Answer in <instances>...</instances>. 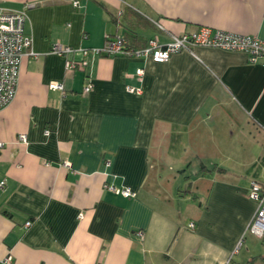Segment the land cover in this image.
<instances>
[{"label":"crops","instance_id":"crops-1","mask_svg":"<svg viewBox=\"0 0 264 264\" xmlns=\"http://www.w3.org/2000/svg\"><path fill=\"white\" fill-rule=\"evenodd\" d=\"M72 1L0 0L33 4L24 30L34 52L0 109V264L232 260L256 209L250 181H264V65L199 45L162 62L94 49L106 36L139 47L200 26L264 41V0ZM240 138L260 147L248 161Z\"/></svg>","mask_w":264,"mask_h":264},{"label":"built area","instance_id":"built-area-1","mask_svg":"<svg viewBox=\"0 0 264 264\" xmlns=\"http://www.w3.org/2000/svg\"><path fill=\"white\" fill-rule=\"evenodd\" d=\"M32 5V3H26L18 10L6 9L0 5V109L6 106L16 93L22 56L34 54L31 50V38L24 30L27 18L26 9ZM72 5L77 6V0H73ZM156 25L159 29H164L158 22H156ZM198 45L227 51H240L246 54L248 61L252 63L260 62L264 65V41L256 35L238 34L208 26H200L197 30L189 33L171 34L169 40L165 43L159 42L157 38H149L146 45L142 47L129 45L123 37L106 36L104 45L101 48H95L94 51L107 56L143 57L162 62L167 60L173 52L182 49L189 50ZM52 51L68 54L74 49L69 46L56 44L52 47ZM84 63L82 62L81 64ZM77 64L78 62L67 61L68 68H75ZM142 75L143 69L138 68L137 76L139 80H141ZM48 87L51 89H62L63 84L60 81H50ZM91 88L92 84L88 83L84 86L83 91L87 92ZM126 88L129 91L140 93L139 88L130 86ZM18 139L25 141V134H18ZM63 165H67V162H64ZM3 184L4 181H0L1 188ZM108 187L126 197L136 195V192L128 186L116 188L108 185ZM248 196L256 202V209L247 226V231L264 240V181L251 180ZM30 224L31 221L28 220L24 223V226L28 227ZM193 225V222L188 224L189 227H193ZM238 249L239 242L236 244L232 254L236 253ZM5 261H8V257L5 258ZM230 262L231 258L226 260L224 264H230Z\"/></svg>","mask_w":264,"mask_h":264},{"label":"rangeland","instance_id":"rangeland-1","mask_svg":"<svg viewBox=\"0 0 264 264\" xmlns=\"http://www.w3.org/2000/svg\"><path fill=\"white\" fill-rule=\"evenodd\" d=\"M247 138L240 140H233V141H239L240 153L237 157H239L240 160L248 161L249 159H252L256 156V152L260 149L258 144L249 143L247 142ZM172 167V164H171ZM191 171L188 173H191L190 176L195 175L196 172H194L195 168H191ZM184 222H187L188 220H183ZM239 242V249L236 253L233 254L232 260L230 264H264V240L261 238H258L257 236L253 235L249 231L244 232L241 236Z\"/></svg>","mask_w":264,"mask_h":264},{"label":"trees","instance_id":"trees-1","mask_svg":"<svg viewBox=\"0 0 264 264\" xmlns=\"http://www.w3.org/2000/svg\"><path fill=\"white\" fill-rule=\"evenodd\" d=\"M158 28V27H157ZM127 41V40H126ZM127 43H128V41H127ZM129 44V43H128ZM129 45H131V44H129ZM146 44H144V45H142V46H145ZM133 46V45H132ZM142 46H139V47H142ZM135 47H137V46H135ZM190 50V49H189Z\"/></svg>","mask_w":264,"mask_h":264}]
</instances>
